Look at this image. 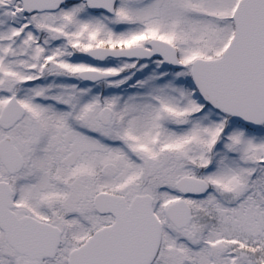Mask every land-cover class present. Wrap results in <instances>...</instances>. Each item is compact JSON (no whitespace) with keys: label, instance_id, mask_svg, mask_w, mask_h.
Returning a JSON list of instances; mask_svg holds the SVG:
<instances>
[{"label":"rangeland","instance_id":"obj_1","mask_svg":"<svg viewBox=\"0 0 264 264\" xmlns=\"http://www.w3.org/2000/svg\"><path fill=\"white\" fill-rule=\"evenodd\" d=\"M237 1L117 0L111 15L93 14L78 1L83 12L71 9L72 20L63 10L73 4L28 15L20 0H0V111L12 92L27 107L13 127L0 125V139L11 135L24 159L14 173L0 160V180L11 183L18 214L48 219L63 230L56 255L41 258L39 264H67L74 238H82L88 229L83 227L92 219L108 220L94 212L92 204L94 193L102 189L128 200L136 193L154 196L164 227L154 264L264 263V123L249 131L234 117L195 100L186 86L192 61L219 56L228 44ZM26 25L36 32L25 42L20 31ZM73 28L88 47L147 45L152 37L162 38L177 47L185 65L168 73L161 70L159 58L81 62L73 69L59 64L62 72L54 74L64 75L65 83H41L40 90L25 87L17 70L34 68L42 75L57 66L47 55L51 41L69 39L67 32ZM36 44L39 49L30 55ZM86 48H77L76 54L81 56ZM92 67L113 73L94 84L104 87L103 97L91 96L87 84L78 81L79 71ZM123 68L129 70L126 76H120ZM144 69L156 78L140 76ZM123 84L136 86L127 103L116 94ZM85 98L89 103L81 104ZM109 111L111 118H104ZM207 120L217 123L216 131L214 125L207 129ZM174 132L184 133L180 141ZM220 142L227 145L231 164L224 154L216 155ZM184 174L204 179L209 190L185 197L193 217L179 228L167 216L166 206L182 197L175 181ZM24 259L0 231V264H22Z\"/></svg>","mask_w":264,"mask_h":264},{"label":"water","instance_id":"obj_2","mask_svg":"<svg viewBox=\"0 0 264 264\" xmlns=\"http://www.w3.org/2000/svg\"><path fill=\"white\" fill-rule=\"evenodd\" d=\"M68 1L21 0L25 13L55 11ZM93 11L115 13L116 0H83ZM234 33L223 52L212 58H195L191 78L200 96L214 108L234 117L250 128L264 123V0H239L232 14ZM82 56L90 60L108 57L149 60L160 57L167 68H182L176 46L162 38L152 37L148 45L92 46ZM111 71L85 68L78 76L96 82L112 76ZM26 114V107L13 93L0 111V125L13 127ZM107 112L104 118H111ZM0 159L10 173L22 169L24 159L11 135L0 139ZM175 186L183 194L201 195L208 189L202 178L182 175ZM13 189L0 180V226L9 243L29 254L24 264H38L37 258L53 257L61 242V230L48 222L25 215L18 217L12 200ZM93 205L100 213H112L115 219L99 228L82 245L73 248L68 264H151L158 254L163 223L154 208V196L137 193L128 203L122 193L99 191ZM166 214L177 227L192 219V207L184 198L166 206ZM264 264V263H263Z\"/></svg>","mask_w":264,"mask_h":264},{"label":"trees","instance_id":"obj_3","mask_svg":"<svg viewBox=\"0 0 264 264\" xmlns=\"http://www.w3.org/2000/svg\"><path fill=\"white\" fill-rule=\"evenodd\" d=\"M84 3V2H83ZM69 4H73V5H71V8H69V10L68 9H64L63 11H64V16H68V17H70L72 20H74L75 19V16H72L71 14H70V10L72 9V10H74L75 12H83V10L81 9V7L79 6V4H78V2H73V1H71V2H69ZM87 8V7H86ZM85 8V9H86ZM88 9V8H87ZM87 9H86V12H87ZM91 12V11H90ZM91 13H93V14H96V12H91ZM97 15V14H96ZM78 18V20L80 21V19H79V17H77ZM78 21V22H79ZM8 25H9V27L10 28H13V27H11V24L8 22ZM31 27V25H26L25 27H24V29H22L20 32H21V38H24V41L26 42L27 41V36H31V34H33V36L35 35L34 33L36 32V29L34 28V30L32 29V28H30ZM75 27V26H74ZM77 29V28H76ZM35 31V32H34ZM118 31H122V29H119ZM124 31V30H123ZM122 31V32H123ZM67 33H70V35L68 36L69 37V39H65V38H56V39H52V41H51V46H49V50H48V53H47V55H49V57H52V58H54V60H55V62H56V64H58L57 66H50V67H48V68H46V72H45V70L44 71H42V75L39 73V71H37L36 69H34V68H27V69H25V70H23V71H19V70H17V74L18 75H20L21 76V78H22V80H23V85L25 86V87H33L34 89H37V90H40L41 88H40V84L42 83V84H48V85H53V84H57V85H60V84H62V83H65L66 81H65V78H64V75H62V76H59L60 74H54V73H57V72H62V70H58V66H60V65H66L67 67H69V68H74L75 66H77V65H80L79 63H86V61H85V59L84 58H82L81 56H79V54H76V49L77 48H79V47H88V46H86V45H84V43H86L85 41H80L79 39H78V37H79V34H78V29L77 30H75V28H73L71 31H68ZM118 33V32H117ZM132 31L131 32H129L128 34H127V36L129 35V36H131L132 35ZM135 33V32H134ZM21 42H23V40H21ZM69 43H71V45L69 44ZM74 46H73V45ZM72 48V49H71ZM35 50H30V55H35V52L37 51V49H39V46L36 44L35 45V48H34ZM71 51H74V54H72V57H69V53L71 52ZM113 60H115L116 61V58L114 59L113 58ZM123 60H125V59H123ZM140 60V59H139ZM60 64V65H59ZM129 69H130V67H129ZM161 70H166V72H168V73H172V72H174L173 70H175V69H167L166 67H162V69ZM48 73V74H47ZM129 73V70L127 69V68H123L122 70H120V76H126L127 74ZM44 74H47V75H45V76H43ZM144 75L145 76H147V75H149L150 76V79L151 78H156V76L155 75H152L149 71H147V69H144L143 70V72L142 73H140V76H143L144 77ZM41 76V77H40ZM38 77H40V78H38ZM45 77H47L45 80H43ZM139 77V75L138 76H136V78H138ZM134 79V80H136V81H138V79ZM78 81L79 82H82V80L81 79H78ZM76 83H77V80H76ZM86 84H87V86L90 88V95L92 96L93 94H97V95H100L101 97H103L105 94H106V90L104 89V87L103 86H99L98 84H96V85H94L95 83H88V82H85ZM129 84H126V85H122V86H120V88L117 90V93L116 94H119L120 96H122V100H123V102H126L127 100H128V98H129V94H132L131 93V91L133 92V93H136L134 90V88L136 87V86H132V87H129L128 86ZM95 86H98L99 88L98 89H94L93 87H95ZM131 86V85H130ZM186 86H188L190 89H191V92H192V94H193V96H194V98H195V100H198V101H203L204 102V100L201 98V96L199 95V93H198V90H197V88H196V86L194 85V83L192 82V80L190 79V78H188L187 80H186ZM138 97H140L139 95H138ZM85 101H87V99L85 98V100H82L81 101V104H85ZM26 102V101H25ZM87 103H89L88 101H87ZM127 103V102H126ZM207 105H209V104H207ZM126 106V105H125ZM210 106V105H209ZM62 108V107H61ZM67 112V111H66ZM196 115V112H194L193 114H192V116L194 117ZM205 123H211V121L210 120H207V121H205ZM207 125V129L210 127L211 129L210 130H212V127H213V125H214V129L213 130H215V129H217V123H215V124H206ZM246 129H248L249 131H252L251 130V128H249V127H247V126H244ZM218 129H219V126H218ZM216 131V130H215ZM255 131H257V132H259V133H261V135H262V130L260 131V130H255ZM185 132V131H184ZM175 134H176V140L178 139V141H180V137L181 136H183V132H179V133H176V132H174ZM225 134V133H224ZM172 138L174 137V134H172V136H171ZM227 136L225 135L224 136V140H225V142H228L226 139ZM229 137V136H228ZM262 137V136H261ZM257 142V141H256ZM209 145V144H208ZM218 146V147H217ZM215 147H217L216 148V151L218 152V154H216L217 156L219 155V153H221V154H224L223 156H225V158H226V161H227V163H230L231 161H229V160H232V159H229V154H226L227 153V145H225L224 144V142H220V143H216V146ZM210 153H211V148H210ZM212 154H213V150H212ZM222 156V155H221ZM210 157V156H209ZM213 161L214 160H211L210 162H211V165H213ZM240 161V160H239ZM239 161H236L237 162V164L239 163ZM232 162H234V160H232ZM231 164V163H230ZM233 165V164H232ZM236 165V164H235ZM251 169V168H250Z\"/></svg>","mask_w":264,"mask_h":264},{"label":"flooded vegetation","instance_id":"obj_4","mask_svg":"<svg viewBox=\"0 0 264 264\" xmlns=\"http://www.w3.org/2000/svg\"><path fill=\"white\" fill-rule=\"evenodd\" d=\"M66 5V4H65ZM65 5H63V6H65ZM148 44V43H147ZM106 60V59H105ZM95 61L96 60H90V61H86L87 62V64H95ZM94 67V66H93ZM103 190V189H102ZM96 193V192H95ZM94 193V194H95ZM15 202V201H14ZM16 204V203H15ZM93 209H94V212H96V213H98V215H100V216H107L108 217V220H105V221H101V222H96L97 220L96 219H92V221L90 222V223H88L86 226H84L83 227V230H85L86 228H88V229H86L85 231H86V233H85V235L82 237V238H78L77 239V237L76 238H74V240H76V244H75V246L74 247H72L71 249H73V248H76V247H78V246H80V245H82L91 235H93L94 233H95V231H97L99 228H101V227H103V226H106V225H109L110 223H112L113 222V220L115 219V216L112 214V213H105V214H103V213H99L95 208H94V206H93ZM14 210H16V206H15V208H14ZM16 214H17V216L18 217H22V216H24V215H31V214H18L17 213V211H16ZM94 215L97 217L98 215L97 214H95L94 213ZM42 220H44V221H47V222H49V223H51V224H53V225H55V226H57V227H59L58 225H56V224H54L53 222H51L50 220H48V219H42ZM98 221H100V220H98ZM0 231L3 233V235H4V237H5V239H6V236H5V232H4V230L0 227ZM62 236H61V242H60V244H59V246H58V248H57V251L60 249V247H61V245H62V242H63V230H62ZM6 241H7V239H6ZM7 243L9 244V242L7 241ZM10 245V244H9ZM11 246V248L13 249V250H15L16 251V253H18V254H20V255H22V256H24L25 257V259H24V261H23V263L24 262H26L27 260H29V258H30V256H29V254H27V253H23V252H21V251H19V250H17L16 248H14L12 245H10ZM70 249V250H71ZM69 250V251H70ZM57 251H56V253H57ZM69 253V252H68ZM41 258H47V256H42V257H40V258H37V262H38V264H39V260L41 259ZM67 258H68V254H67ZM22 263V264H23Z\"/></svg>","mask_w":264,"mask_h":264}]
</instances>
